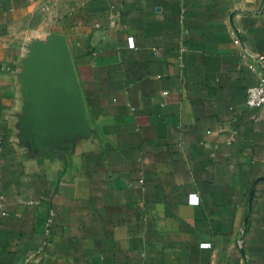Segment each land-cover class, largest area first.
I'll use <instances>...</instances> for the list:
<instances>
[{
    "label": "crops",
    "instance_id": "obj_1",
    "mask_svg": "<svg viewBox=\"0 0 264 264\" xmlns=\"http://www.w3.org/2000/svg\"><path fill=\"white\" fill-rule=\"evenodd\" d=\"M232 30L264 55V0H0V264H264V106ZM49 34L89 122L64 152L22 137Z\"/></svg>",
    "mask_w": 264,
    "mask_h": 264
},
{
    "label": "water",
    "instance_id": "obj_2",
    "mask_svg": "<svg viewBox=\"0 0 264 264\" xmlns=\"http://www.w3.org/2000/svg\"><path fill=\"white\" fill-rule=\"evenodd\" d=\"M21 118L24 142L64 152L76 133L88 129V115L66 38L35 40L23 62Z\"/></svg>",
    "mask_w": 264,
    "mask_h": 264
},
{
    "label": "built area",
    "instance_id": "obj_3",
    "mask_svg": "<svg viewBox=\"0 0 264 264\" xmlns=\"http://www.w3.org/2000/svg\"><path fill=\"white\" fill-rule=\"evenodd\" d=\"M48 9V6L43 7L44 12H47ZM232 40L233 44L238 46L244 64L258 73V83L250 86L246 91V104L251 108L264 106V55L253 52L244 46L237 30H232ZM130 44H134L132 38H130ZM167 93L165 92L164 94Z\"/></svg>",
    "mask_w": 264,
    "mask_h": 264
}]
</instances>
